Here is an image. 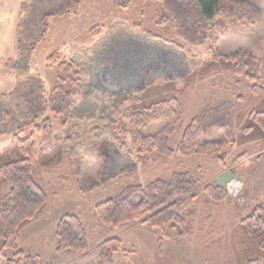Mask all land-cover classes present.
Wrapping results in <instances>:
<instances>
[{
    "label": "rangeland",
    "instance_id": "1",
    "mask_svg": "<svg viewBox=\"0 0 264 264\" xmlns=\"http://www.w3.org/2000/svg\"><path fill=\"white\" fill-rule=\"evenodd\" d=\"M247 1L259 8V21L254 27L233 24L225 32L217 31L221 39L214 56L216 60L240 51L264 59V0ZM120 2L125 3L123 8L111 0H79L75 13L57 14L51 19L45 39L33 49L31 36L36 15L57 13L67 0H0V150L10 146L15 137L29 139L34 147V176L49 196L43 215L20 232L18 248L24 255L50 264L59 258L54 256V224L64 215H74L83 221L90 248H93L97 236L106 233L92 217L94 207L124 188L146 185L174 173H188L202 190L217 184L218 178L231 172L233 182L223 187L226 199L222 204L205 206L207 198L201 194L199 204L189 206L196 208L198 215L192 220L193 233L186 241L173 237L171 242H161L159 247L157 241L161 232H150L152 230L146 226L131 227L120 237L125 251L130 254L119 252L113 263H100L103 260L96 253H88L84 259L96 264H244L256 254L258 247V241L247 238L238 225L264 200V148L260 142L228 150L223 165H218L212 157L175 155L170 160L157 159L139 166L135 174L105 184L109 177L133 163L134 155L127 159L125 148L120 146L123 137L116 134L115 141L111 136L114 119L108 109L117 100L134 97L142 89L172 83L174 95L183 107L182 128L171 142L174 147L189 122L204 110L229 102L236 119L260 101L250 95L246 80L225 71L202 81L193 80L189 88L184 89L183 81L214 60L209 53L210 42L195 48L186 46L169 25L162 28L158 24L161 9L152 0ZM23 4L27 5L25 14L21 10ZM123 43L138 52L141 49L147 54L146 58H163L165 61H159L161 63L172 61L175 69L163 64L164 70L151 68V73L140 79L143 55L131 53L129 60L136 75L130 78L135 77L134 82L140 84L133 86V91L113 94L126 87L125 76L129 74L125 70L122 77L124 71L119 66L122 62L116 61ZM55 52L59 53L60 61H72L85 72L74 120L70 123L76 135L72 155L80 161L79 178L74 176L71 157L64 155L47 167L40 164V147L54 144L55 135L64 132L57 119L41 112L56 80L55 68L47 66V58ZM115 62L116 69L109 72L105 82H93L92 75H106ZM98 87L105 89V93ZM128 106L126 103L123 107ZM165 113L162 121L144 132L157 133L174 119L172 109ZM45 119L50 120L51 129L37 132ZM216 137L214 133H207L204 140L210 142ZM126 143L129 150L128 137ZM238 157L240 160L231 166V161ZM98 184L103 185L84 192ZM9 190L10 187L0 189V197ZM262 261L264 264V258ZM2 262L0 259V264Z\"/></svg>",
    "mask_w": 264,
    "mask_h": 264
},
{
    "label": "trees",
    "instance_id": "2",
    "mask_svg": "<svg viewBox=\"0 0 264 264\" xmlns=\"http://www.w3.org/2000/svg\"><path fill=\"white\" fill-rule=\"evenodd\" d=\"M111 1L119 8L125 5L120 0ZM152 1L161 9L158 24L162 28L169 25L186 46L195 48L210 42L209 53L214 60L201 72L183 81L184 89L189 88L193 80L202 81L225 71L235 78L246 80L250 95L260 101L251 111L238 115L236 119L233 105L229 102L204 110L189 122L180 142L174 147L171 142L182 128L183 107L174 95L172 83L142 89L134 97L117 100L108 109L114 119L111 136L115 141L116 134L122 136L124 141L119 142L121 148H125V157L131 159V155L134 156L131 165L109 177L105 184L133 175L139 166L144 167L157 159L170 160L175 155L212 157L218 165H223L228 150L254 142H260L264 148V59L242 51L231 56L216 57L217 60L214 58L221 39L216 32H225L233 24L254 27L260 18L259 8L247 0ZM78 4L79 0H67L57 13L37 14L31 36L32 48L45 39L51 19L57 14L75 13ZM21 10L25 14L27 5L23 4ZM58 56L59 53L55 52L47 58V66L56 70V80L41 112L57 119L64 132L55 135L54 144L47 143L40 147V164L47 167L54 161H60L64 155L71 157L74 176L79 178L80 161L72 155L76 135L70 123L74 120L85 72L72 61H60ZM126 103L129 106L124 108ZM167 109H172L174 119L157 133H145L165 118ZM50 129L51 122L45 119L43 125L37 127V132ZM207 133H214L217 137L214 141L206 142L204 136ZM33 149L29 139L15 137L10 146L0 150V189L10 187L9 192L0 197V259L3 264H42L37 257L24 255L18 248L20 232L43 215L49 201L45 187L34 176ZM240 158L232 160L230 165L234 166ZM201 194L207 198L205 206H218L226 199L223 187L215 184L201 190L199 182L188 173H174L169 178H157L146 185L129 186L106 198L94 207L92 213L97 225L106 230L101 234L96 254L107 263H113L119 252L130 254L116 234L136 224L161 232V238L157 241L159 247L161 242L173 237L180 242L186 241L193 233L192 220L198 215L197 209L189 206L198 205ZM238 227L247 238L253 237L258 241L256 254L244 264H261L264 258V200L241 220ZM88 250L87 231L79 217L64 215L56 221L54 253L57 257L66 260Z\"/></svg>",
    "mask_w": 264,
    "mask_h": 264
},
{
    "label": "flooded vegetation",
    "instance_id": "3",
    "mask_svg": "<svg viewBox=\"0 0 264 264\" xmlns=\"http://www.w3.org/2000/svg\"><path fill=\"white\" fill-rule=\"evenodd\" d=\"M121 46H122V49L118 50V52H117L118 53L117 54V60L116 61L120 60L122 62V65L119 64V66L122 67V70H127L126 66H128L129 67V69H128L129 70V74L125 76V72H124L123 76H122V77H124V76L126 77V79L124 78L126 80V83H127V84H125L126 87H122L121 90H116L117 92H113V94L121 93V92L127 91V90L133 91L134 89H132V87L133 86H137V84H140V82H138V83L134 82L135 81V77L134 78H130V77H133V76L136 75V72L132 69L133 68V63L130 62L129 59H128L129 57H127V56H130L131 53H134V54L135 53H139V55L140 54L143 55V61L144 62L142 64V66L140 67L141 73L139 74V77H138L140 79L144 78V77H147V75H149L151 73V71H149V69H151V68H154V69L162 68L163 69L164 65H165V67H170L171 69H175V66H174L172 61H171V63H169V62L168 63H161V62L165 61L163 58H159V57L146 58L147 54L144 53V51H142L141 49H139L140 50L139 52L137 50H135V49L133 50L128 43H126V44L123 43ZM159 61H161V62H159ZM161 64H162V67H161ZM115 65H116V62L114 64V67H115ZM145 67H148V68L145 70V73H144L143 70L145 69ZM112 70H109L106 73V75L101 74V73H99L100 76H98L97 73H96V76H98V77H96L95 75H92L93 82L98 83V84H101L102 82H105V80H106L105 77L109 74V72H112ZM129 81H131V82H129ZM109 86H111V85L109 84ZM97 89L102 94L105 93V89H101L99 87Z\"/></svg>",
    "mask_w": 264,
    "mask_h": 264
},
{
    "label": "built area",
    "instance_id": "4",
    "mask_svg": "<svg viewBox=\"0 0 264 264\" xmlns=\"http://www.w3.org/2000/svg\"><path fill=\"white\" fill-rule=\"evenodd\" d=\"M84 256L85 255L78 256V257H75V258H72L66 261L55 260V261H52L50 264H96L95 261L92 262L90 261V259L89 260L83 259Z\"/></svg>",
    "mask_w": 264,
    "mask_h": 264
},
{
    "label": "crops",
    "instance_id": "5",
    "mask_svg": "<svg viewBox=\"0 0 264 264\" xmlns=\"http://www.w3.org/2000/svg\"><path fill=\"white\" fill-rule=\"evenodd\" d=\"M141 226H143V225H140V224H137V225H134V226H132L133 228H135V227H141ZM130 228L131 227H129V228H126V229H124L123 231H121L120 233H117L116 234V236H118L119 238L121 237V235H122V232H124V231H127V230H130ZM150 232H153V231H150ZM101 234H99L98 236H97V238H96V240H95V244H94V247L93 248H90V245H89V250H88V252H91L92 251V255H95V253H96V249H97V247L99 246V244L101 243ZM164 242V241H163ZM165 242H171V241H165ZM92 249H94V250H92ZM159 253H160V251H159ZM55 254V253H54ZM55 257H57L56 255H54ZM86 256H84V258H85ZM83 258V259H84ZM53 260V259H52ZM51 260H49L48 262H46V263H49ZM104 261H101L100 263H103ZM181 264H184V263H181Z\"/></svg>",
    "mask_w": 264,
    "mask_h": 264
},
{
    "label": "water",
    "instance_id": "6",
    "mask_svg": "<svg viewBox=\"0 0 264 264\" xmlns=\"http://www.w3.org/2000/svg\"><path fill=\"white\" fill-rule=\"evenodd\" d=\"M129 55V54H128ZM127 57H131V54L130 56H127ZM129 59V58H128ZM130 61V60H129ZM122 68V67H121ZM127 70L126 71H129V67L126 66ZM116 69V65L114 67L113 70ZM112 70V71H113ZM125 72V70H123ZM231 181H233V174L231 172L227 173L226 175L220 177L217 179V184L220 186V187H224L225 185L229 184Z\"/></svg>",
    "mask_w": 264,
    "mask_h": 264
}]
</instances>
